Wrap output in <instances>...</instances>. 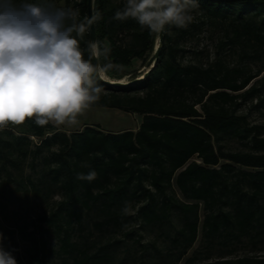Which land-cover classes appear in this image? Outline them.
I'll return each mask as SVG.
<instances>
[{"label": "trees", "instance_id": "trees-1", "mask_svg": "<svg viewBox=\"0 0 264 264\" xmlns=\"http://www.w3.org/2000/svg\"><path fill=\"white\" fill-rule=\"evenodd\" d=\"M62 1L86 21L87 0ZM192 3L187 27H165L142 81H97L102 92L91 108L141 116L136 131L85 125L68 133L34 119L0 130V243L17 263L54 255L60 264H109L122 233L126 264H179L202 210L206 264H264V121L242 112L248 105L264 113V0ZM124 4L93 2L96 41L109 49L100 63L112 65L110 74L144 61L157 40L132 18L114 19ZM78 39L88 58V30ZM91 171L94 180L77 178ZM85 229L107 241L90 242Z\"/></svg>", "mask_w": 264, "mask_h": 264}, {"label": "clouds", "instance_id": "clouds-1", "mask_svg": "<svg viewBox=\"0 0 264 264\" xmlns=\"http://www.w3.org/2000/svg\"><path fill=\"white\" fill-rule=\"evenodd\" d=\"M194 7L192 0H125L114 19L132 18L159 34L167 25L187 27ZM98 18L96 13L80 22L72 8L0 0V130L28 119L38 126L76 125L78 117L99 101L102 88L97 81H107L112 69L100 59L109 49L90 42L85 58L78 39ZM77 178L92 181L96 172ZM0 264H17L2 243Z\"/></svg>", "mask_w": 264, "mask_h": 264}, {"label": "rangeland", "instance_id": "rangeland-1", "mask_svg": "<svg viewBox=\"0 0 264 264\" xmlns=\"http://www.w3.org/2000/svg\"><path fill=\"white\" fill-rule=\"evenodd\" d=\"M47 4H52L56 7H63V1L60 0L58 2H50L49 0L44 1V5ZM157 46V43L155 44ZM152 55H149L144 61L140 59H133L131 60L130 64L124 67L119 68V72L116 74H110L108 73L109 79L110 80H121V81H129L135 77H138L142 75L146 69L149 67ZM264 74V73H262ZM242 112L247 116L248 121L250 123H257V122H262L264 121V113L259 111L258 109H252L249 108L248 105L242 106ZM137 115H132L130 113H125L116 109H109V108H91L89 109L84 115L78 117V123L76 125H61V126H56V129L60 131H65V132H73V131H79L81 130L85 125H97L99 128L104 131V132H120L124 130H131L133 131V125L134 121L138 118H136ZM236 146V144H235ZM35 213H41V209L36 207ZM202 217H203V212L200 210V222L198 226V233H197V239L191 249L187 252L185 257L181 260L179 264H185L186 260L191 257L195 251L199 252L198 257L195 261L191 262L190 264H206V254L205 248H203V242L201 240V223H202ZM126 229V227L124 228ZM84 235L86 238L89 239L90 242L96 241V245L98 243H103L107 241L106 239L99 241L97 238V234L93 233L90 234L88 229L84 230ZM116 240H121V246L117 251V256L113 261H111L109 264H126V251H125V243H126V237L122 234L119 233L115 236ZM94 244V245H95ZM51 247L55 248V240H51ZM217 249L215 248L212 253L216 254ZM244 250L239 248L237 253H242ZM125 254V262L120 263V259L124 257L123 255ZM138 261L135 263L131 262L130 264H136ZM17 264H25L24 259L18 262ZM46 264H60L59 259L51 255L49 259L47 260Z\"/></svg>", "mask_w": 264, "mask_h": 264}, {"label": "water", "instance_id": "water-1", "mask_svg": "<svg viewBox=\"0 0 264 264\" xmlns=\"http://www.w3.org/2000/svg\"><path fill=\"white\" fill-rule=\"evenodd\" d=\"M93 2L94 0H87V19H90L93 16ZM163 33H159L157 34V46L155 45L154 47V51H153V55L149 64V67L146 69V71L138 76L135 77L129 81H121V80H110L108 79L107 81H100L102 83H104L107 86L110 87H126V86H132L140 81H142L151 71L152 68H154L156 61L158 59V55H159V51H160V46L162 43V39H163ZM88 34H89V43L96 41V34H95V28H94V22L91 26H89L88 28ZM93 62L95 63L96 61L93 60Z\"/></svg>", "mask_w": 264, "mask_h": 264}, {"label": "crops", "instance_id": "crops-1", "mask_svg": "<svg viewBox=\"0 0 264 264\" xmlns=\"http://www.w3.org/2000/svg\"><path fill=\"white\" fill-rule=\"evenodd\" d=\"M132 115H134V114H132ZM135 115H136V114H135ZM136 118H138V120L136 119V120L134 121V125L132 126V127H133V131H136V130L138 129V127H139V125H140V122H141V116L137 115ZM131 130H132V129H131Z\"/></svg>", "mask_w": 264, "mask_h": 264}]
</instances>
